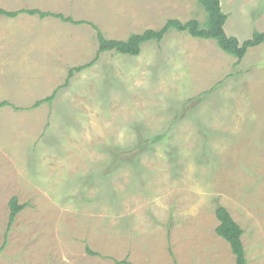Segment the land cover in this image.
Here are the masks:
<instances>
[{
    "label": "rangeland",
    "instance_id": "1",
    "mask_svg": "<svg viewBox=\"0 0 264 264\" xmlns=\"http://www.w3.org/2000/svg\"><path fill=\"white\" fill-rule=\"evenodd\" d=\"M219 5L240 42L264 30V0ZM0 8L49 13L0 15V246L9 199L26 203L0 264H235L218 206L243 230L245 264H264V43L237 60L169 30L137 55L98 51V31L202 22L196 0Z\"/></svg>",
    "mask_w": 264,
    "mask_h": 264
},
{
    "label": "trees",
    "instance_id": "2",
    "mask_svg": "<svg viewBox=\"0 0 264 264\" xmlns=\"http://www.w3.org/2000/svg\"><path fill=\"white\" fill-rule=\"evenodd\" d=\"M196 1L205 11V18L202 22L196 18H191L187 21H181L177 18H170L164 23L162 27L158 29L148 28L141 33H130L126 40L108 39L98 31V51L102 52L107 50H115L123 54L137 55L139 53L141 43L148 40L160 41L169 30L187 32L196 38L213 39L216 41L218 47L221 50L235 57L237 60H240L245 55L248 48L264 43V30H255L252 32L249 38L243 40L242 42H240L235 36L228 35L223 27L227 15L221 10V6L219 5L220 0ZM21 10H24L30 14L39 13V15L42 17L49 14L48 12H42L36 8L20 9L17 11H7L3 8H0V15L14 17L18 14L17 12ZM58 16H60V14H58ZM64 18L66 20H70L67 16ZM81 68L82 66H77L74 68V71H79ZM74 71L70 70L69 74H72ZM53 98L54 93L48 95L45 99L37 100L35 105L40 104L44 100L50 102ZM4 103L8 104L7 102ZM14 107L16 108V106ZM161 137V135H156L153 141H159ZM8 207V220L4 233V240L0 246V251L7 242V234L11 229V225L14 222L16 215L26 207V203L18 202L17 197L13 195L8 201ZM215 216L218 220V224L215 227V232L217 233L218 237L220 236L229 243L231 252L235 257V264H245V250L241 240L243 230L225 207L218 206L215 209ZM119 262L123 264H130L125 259Z\"/></svg>",
    "mask_w": 264,
    "mask_h": 264
}]
</instances>
